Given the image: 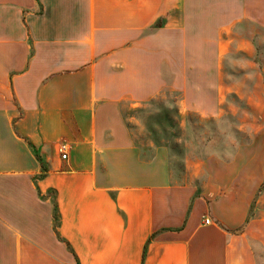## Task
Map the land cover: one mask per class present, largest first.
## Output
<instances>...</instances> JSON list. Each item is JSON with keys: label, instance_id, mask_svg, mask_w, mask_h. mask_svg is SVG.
I'll list each match as a JSON object with an SVG mask.
<instances>
[{"label": "crops", "instance_id": "0c3cea01", "mask_svg": "<svg viewBox=\"0 0 264 264\" xmlns=\"http://www.w3.org/2000/svg\"><path fill=\"white\" fill-rule=\"evenodd\" d=\"M234 28L264 0H0V264H259L240 188L179 179L150 128L161 96L213 105Z\"/></svg>", "mask_w": 264, "mask_h": 264}, {"label": "rangeland", "instance_id": "374dc122", "mask_svg": "<svg viewBox=\"0 0 264 264\" xmlns=\"http://www.w3.org/2000/svg\"><path fill=\"white\" fill-rule=\"evenodd\" d=\"M251 37L250 43L239 39L235 28L224 34L220 74L208 77L212 91L204 94L213 98L212 106L195 101L191 111L184 112L172 97L161 96L160 109L152 110L161 124L151 123L150 128L151 136L166 137L163 143L175 153L174 166L194 170L189 174L180 168L175 176L198 181L224 176L227 183L229 175L244 193L248 217L264 221V32ZM212 165L219 173L208 172ZM254 248L259 264H264L263 250L260 253L256 244Z\"/></svg>", "mask_w": 264, "mask_h": 264}, {"label": "built area", "instance_id": "2783aa9c", "mask_svg": "<svg viewBox=\"0 0 264 264\" xmlns=\"http://www.w3.org/2000/svg\"><path fill=\"white\" fill-rule=\"evenodd\" d=\"M68 149H69L68 146L66 144H64V143H60L58 145L57 151H58V153H59V155H60V157H61L62 160H65L66 159L67 153H68ZM208 222L209 221L207 219L204 220V223L205 224H208Z\"/></svg>", "mask_w": 264, "mask_h": 264}, {"label": "trees", "instance_id": "16d2710c", "mask_svg": "<svg viewBox=\"0 0 264 264\" xmlns=\"http://www.w3.org/2000/svg\"><path fill=\"white\" fill-rule=\"evenodd\" d=\"M41 168L43 169V165H42V163H41ZM142 258H143V255H142Z\"/></svg>", "mask_w": 264, "mask_h": 264}]
</instances>
